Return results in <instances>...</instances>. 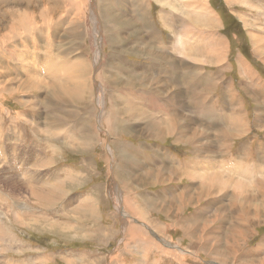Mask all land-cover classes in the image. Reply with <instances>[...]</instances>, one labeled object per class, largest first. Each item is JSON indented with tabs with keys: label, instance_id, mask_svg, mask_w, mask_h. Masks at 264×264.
<instances>
[{
	"label": "rangeland",
	"instance_id": "1",
	"mask_svg": "<svg viewBox=\"0 0 264 264\" xmlns=\"http://www.w3.org/2000/svg\"><path fill=\"white\" fill-rule=\"evenodd\" d=\"M72 1L0 0V264H264V176L249 174L246 160L212 161L264 142L256 119L264 110V0ZM195 29L219 42L217 62L202 63L214 57L208 40L189 39ZM147 52L158 68L142 62ZM69 80L74 87L84 80L86 99L65 93ZM185 86L193 99L203 93L189 110ZM119 95L139 111L128 131L119 128L131 122ZM231 117L233 129L209 130ZM154 119L184 145L152 137ZM169 146L206 160L182 170L196 177L168 168L174 161L161 157ZM151 169L160 176L144 179ZM17 171L26 187L12 189L20 180L9 173ZM17 208L31 214L18 220Z\"/></svg>",
	"mask_w": 264,
	"mask_h": 264
},
{
	"label": "crops",
	"instance_id": "2",
	"mask_svg": "<svg viewBox=\"0 0 264 264\" xmlns=\"http://www.w3.org/2000/svg\"><path fill=\"white\" fill-rule=\"evenodd\" d=\"M142 62L143 63H146V64H151L152 66H153V68H158V66H157V64L159 65V59H158V57H157V55L155 54V53H150V52H147V53H143L142 54ZM182 80V79H181ZM184 86V85H183ZM185 89V90H184ZM183 90V91H182ZM181 91V94H183L184 96H187V97H189L190 98V100L189 101H187L188 102V104H185L184 106H185V109H188L189 110V103L191 104V107H192V105L194 106V104L195 103H197L198 101H194V99H193V97H192V95L193 94H189V90L188 91H186V86H185V88L183 87V89H182ZM184 91H186V92H184ZM180 91H178V93H179ZM196 92H199V91H196ZM155 93V92H154ZM226 98H227V96H226ZM133 99V98H132ZM157 99H159L160 101H162V102H164V100L161 98V97H157ZM193 100V101H192ZM192 102V103H191ZM135 103H139V101H136L135 100ZM239 102H237L233 107H235V106H237L238 107V104ZM262 104V103H261ZM227 105H229V104H227ZM239 105H241V104H239ZM187 107V108H186ZM138 108H139V105H138ZM184 108L182 107V108H180V110H183ZM190 110H192V109H190ZM185 113V112H184ZM260 113H261V116H258V118H257V116H256V119H260V123L258 124L259 125V127H261V126H263L264 125V110L261 112L260 111ZM232 114H233V109H232ZM198 116H200V115H198ZM204 116H208V115H204ZM160 118V117H159ZM187 118H189V116H188V114H187V117L185 118V120L187 121ZM163 119V118H162ZM167 119H170L169 117H167ZM212 118L210 117V119L209 120H211ZM171 124H173L174 122H175V118H173V117H171ZM152 121V120H151ZM154 121H155V125H157V126H159V123H161V130H162V134L159 136L160 137V139L161 138H165V139H169L168 137H172L171 136V134H170V132L167 130V128H169V124L168 123H166V122H163V121H160V120H156V119H154ZM262 121V122H261ZM188 122V121H187ZM232 123H233V119H232V121H231V124L230 125H228V126H226V125H222V126H224V127H222V126H220L219 128H218V130L217 131H215V130H212L210 127H209V130L213 133V132H215V134H217L216 132H219L220 133V131H225L226 129H228L229 127L230 128H234L233 126H232ZM234 123H235V118H234ZM197 125H199V124H195V126H197ZM208 127V126H207ZM260 130H262V131H264V128H259ZM212 136H213V134H212ZM173 139H175V141H178V143L179 144H182V145H184V143H182L181 141H180V139L178 138V136H175V137H172ZM232 139V138H231ZM235 139V138H234ZM233 140V139H232ZM187 144V143H186ZM191 145V144H190ZM208 146V145H207ZM250 146H252L253 147V149H251L250 150V147L248 146V144L247 143H244L243 145H241L240 146V148L238 149V151L236 152V153H233V152H230V153H227L226 151H222L223 152V154H220L219 156H216V157H214L213 155H212V161H215L216 160V158H220L221 160H229V161H232L233 163L235 162V161H247V167L245 168L246 169V171L247 172H249V174H252V175H261V176H264V166H261V165H264V142H263V140H261V141H257L256 142V140L254 139V140H252V144L250 145ZM193 147V146H192ZM169 148H170V146H169ZM197 150H199L200 152H203V150H204V147L203 146H201V145H196V147H195ZM218 149L219 150H223V147H222V144L220 143L219 144V147H218ZM129 152H131V153H137V151L135 150V148H132L131 147V149H130V147H129ZM215 152V151H214ZM255 154V156H252V154ZM138 154H141V157H140V159H144V160H147V159H155V156L153 155V154H148V153H145V155H144V153H138ZM210 154H211V152H210ZM245 154H247V156L246 157H244V159H242L243 157H241L242 155H245ZM143 155V156H142ZM207 156H208V153H207ZM138 158H139V156H137ZM146 157V158H145ZM194 157H196V156H194V152H191V151H189V152H181V151H175V148H170V149H168V152H167V156H165V157H161V158H170V160H173L174 161V164L173 165H171V164H169L168 165V168H173L174 170H178L179 172H180V174L181 175H183V177L182 178H186L187 180H190L189 178H188V176H192V174H193V176L194 177H196L197 176V173H193V172H188V171H182V170H186L187 168H189V167H197V164H196V162L195 161H197V163H199V164H201V165H203L204 164V161H206V160H194ZM189 158H193V159H189ZM240 158V159H239ZM176 159L178 160V163H177V166H178V168L176 167ZM198 161H200V162H198ZM212 161H211V163H212ZM155 162V161H154ZM155 169H159L158 167H154ZM161 169H164V168H161ZM170 171V170H169ZM163 173V172H162ZM9 174H11V173H9ZM164 174V173H163ZM175 175H177V173L175 174ZM17 178H19L20 180H21V178H20V176L18 175V174H16L15 175ZM152 176L155 178H157V177H159L160 176V174L158 173V172H153V174H152ZM22 181V180H21ZM246 181L247 182H250L249 181V179H246ZM200 182H203L202 180H200ZM245 185V184H244ZM255 186H257L256 184H255ZM170 187H172V189L174 190V192L172 193V194H174L175 193V188H174V186L173 185H170ZM170 187L168 186L167 187V191H164L165 193L166 192H170ZM233 190H231V191H229V193H233L232 192ZM195 193V192H194ZM170 194H168V195H165V196H163V197H168ZM131 201L135 204V200L134 199H131ZM226 204L227 205H229V204H231V202H229V201H227L226 202ZM222 207V206H221ZM235 207V206H234ZM201 209V208H200ZM204 211H207L206 210V208L204 207V208H202ZM198 210V212H200L201 214H203L204 213V211L203 210ZM197 212V213H198ZM227 217V221H232V218H231V216L230 215H227L226 216ZM233 223H238V222H234V220H233V222L231 223V224H233ZM222 229H223V231L225 232V230H226V228H225V230H224V227H222ZM185 230V229H184ZM229 230V229H228Z\"/></svg>",
	"mask_w": 264,
	"mask_h": 264
},
{
	"label": "bare ground",
	"instance_id": "3",
	"mask_svg": "<svg viewBox=\"0 0 264 264\" xmlns=\"http://www.w3.org/2000/svg\"><path fill=\"white\" fill-rule=\"evenodd\" d=\"M68 1H70V2H73L72 0H68ZM76 1V0H75ZM143 4V3H142ZM139 5V4H138ZM171 6H172V4H171ZM176 8V7H175ZM204 8H205V6H204ZM75 9V8H74ZM206 9V8H205ZM67 10V9H66ZM143 12V11H142ZM24 14H26L24 11L23 12H19L16 16H15V18H14V21L12 22V24H13V27L15 28V26L17 27L18 26V24H20L18 21H20L21 20V17L24 15ZM166 15V14H165ZM26 18H28V17H26ZM73 20V19H72ZM78 21V20H77ZM23 22H24V20H23ZM26 22V21H25ZM31 22V21H30ZM70 24V23H69ZM23 25V24H22ZM12 26H10V30L11 31H13V33L15 32V30L16 29H14ZM31 27V26H30ZM29 27V28H30ZM74 27V26H73ZM20 30H25L23 27H21V28H19ZM28 30V29H27ZM192 29H190V31H191ZM17 31V30H16ZM185 32H186V34L188 33V30H184ZM19 32V31H18ZM192 32V31H191ZM154 33V32H153ZM18 34V33H17ZM185 34V35H186ZM188 34H190V32L188 33ZM187 34V35H188ZM193 34V33H192ZM192 34H190L189 35V39H191L193 36H197L198 37V39H201L202 40V38L204 39V41L205 40H208V41H206V43H205V45L206 46H208V48H210L211 49V56L212 57H214V59L213 60H210V59H205L204 60V62H202L203 64H206L205 62H208V61H212V62H217L219 59H220V57L221 56H223V51H221L220 49H219V47H218V44H219V42L215 39V38H212V40H210V39H208L207 37V39L204 37V33H202V32H199V31H197L196 29H195V31H194V35H192ZM182 35V34H181ZM179 36V35H178ZM184 36V35H183ZM190 36H192L191 38H190ZM16 37V36H15ZM180 37V36H179ZM209 37V36H208ZM187 38V37H186ZM195 39V38H194ZM194 39H192V40H194ZM196 40V41H198L199 42V40ZM180 39H178L177 40V42L179 41ZM210 40V41H209ZM181 41V40H180ZM187 41H189V40H187ZM187 41H186V43H187ZM191 41V40H190ZM195 41V40H194ZM185 43V40H183V43L181 42V49L182 50H184L185 51V49H186V44ZM200 44V43H199ZM199 44H197L198 46L196 47V44H195V49H197L198 47H200V46H202V45H200L199 46ZM201 44H203L202 42H201ZM188 45V44H187ZM175 47H176V45H175ZM179 47V43H178V48H180ZM183 47H185V48H183ZM194 47V46H193ZM203 47V46H202ZM189 48H191V47H188V50H189ZM207 48V49H208ZM176 49V48H175ZM193 49V48H192ZM191 49V50H192ZM194 49V50H195ZM207 49H204L205 51L207 50ZM190 50V51H191ZM194 50H192V51H194ZM199 50V49H198ZM196 51V50H195ZM205 51H203V52H205ZM189 52V51H188ZM198 52V51H197ZM201 52V51H200ZM200 52H199V54H200ZM209 52V51H208ZM207 52V53H208ZM191 53V52H190ZM193 53V52H192ZM196 53V52H195ZM190 56V55H189ZM192 56V55H191ZM204 56V55H203ZM207 57H208V54H207ZM193 58L194 59H192V58H190V59H192V60H194V62H191V64H194L195 66L198 64L199 66H200V64L201 63H198L199 61L196 59V57H195V55L193 54ZM201 59H203V58H200L199 60H201ZM201 62V61H200ZM71 65V70L72 71H75V69H78V66H77V63L76 62H73L72 64H70ZM199 66H197L196 68L197 69H199L200 70V68H199ZM65 67H67V66H65ZM186 67H188V63H187V66ZM185 67V68H186ZM246 70V69H245ZM59 72V71H58ZM164 72V71H163ZM174 73V72H173ZM252 72L250 71L249 72V70H246V72H245V74H250V77H252V74H251ZM71 74V73H70ZM78 74V73H77ZM179 74V73H178ZM202 72H201V70H200V74L198 73L197 75H201L202 76ZM85 75V74H84ZM72 76V75H71ZM86 76V75H85ZM181 76V75H180ZM179 76V77H180ZM184 76V75H183ZM187 76H184V78L185 79H182L183 80V82H185V84L187 83L188 85L190 84V82H191V84L193 83V79H190V82L188 81V79L186 78ZM255 77V76H254ZM86 78H87V76H86ZM68 79V78H67ZM66 79V80H67ZM75 79V78H74ZM86 80V79H85ZM65 82V81H64ZM67 82V81H66ZM189 82V83H188ZM39 83V82H38ZM84 83V80H82V81H80V85H78V87H74L73 85H74V83H72V80H69L67 83H65V84H63V88L66 90V92L65 93H67V94H70V96L72 97V98H74V95H77L78 96V99H79V97L80 96H82L83 98H85L86 99V92H85V95H81L80 94V92H83V90L82 89H84L85 87H83L82 86V84ZM209 83V82H208ZM184 84V85H185ZM54 85V84H53ZM58 87L60 86V85H57ZM77 86V85H76ZM61 87V86H60ZM59 87V88H60ZM260 88H263V86H261ZM62 90V89H61ZM64 90V91H65ZM76 90V92H74ZM185 90V89H184ZM259 91L261 92V95H264V93L262 92V90L261 89H259ZM61 93V92H60ZM197 94H199V92H196ZM205 93V92H204ZM208 93L209 94H211V91L209 90L208 91ZM191 94V93H190ZM203 93H201V94H199V95H197L196 97H195V99H194V101L196 102V101H200V96L202 95ZM100 95V94H99ZM120 97H122L123 98V114H125L122 118H128L129 120H131V122H127V123H125V124H120L119 125V128H123V129H125V130H129V129H131L132 127H134V121L133 120H135V118H137L138 117V115H139V111H137V112H135L133 109H132V111L130 112L129 111V107L128 106H130L131 108H132V106H131V104L130 103H128V101H129V98H124L122 95H119ZM204 96V95H203ZM78 99H76V101H78ZM205 99V98H204ZM133 100H135V99H133ZM206 100V99H205ZM193 101V100H192ZM197 102V103H198ZM192 103V102H191ZM200 103V102H199ZM213 103H215V102H213ZM201 105H202V103H201ZM211 105V104H210ZM216 105V104H215ZM51 106V105H50ZM127 106V107H126ZM180 106V108H182L181 107V105H179ZM217 106V105H216ZM187 108V107H186ZM202 108H205L204 110H206L207 109V107H206V105H202ZM209 108H211V107H209ZM233 109V108H232ZM240 109V108H239ZM236 110H238V109H236ZM239 111H241V109L240 110H238V112ZM234 112H235V110H233V115H234ZM99 114V113H98ZM210 114V113H209ZM220 114V113H219ZM179 115H181V116H183V113H179ZM201 115H204V114H201ZM218 117H219V115H218ZM220 117H221V115H220ZM211 118L212 119H214L215 118V116H211ZM226 118H229V113H223V120H225ZM231 119H232V117H231ZM216 120V119H215ZM134 122V123H133ZM148 122V125H147V129H149V133L152 135V137H159L161 134H162V130H161V123H159V126H157V125H155L154 123H155V121H151V120H148L147 121ZM224 122H226V121H224ZM262 122V121H261ZM171 123V122H170ZM233 123H234V121H233ZM232 123V124H233ZM53 124V123H52ZM230 124H231V122H230ZM229 124V125H230ZM198 128L197 129H200V131L201 132H203V131H205L206 129H204V128H202V127H200V126H197ZM169 128H167V130H168ZM148 133V134H149ZM156 134H157V136H156ZM126 148V147H125ZM127 150H128V148H126ZM110 150V149H109ZM111 151V150H110ZM154 156H155V154H153ZM122 156L123 157H126L127 159H126V167H129V163H133V162H128V156H130L129 155V153H128V151H124L123 153H122ZM143 156V155H142ZM146 158V157H145ZM124 161V160H123ZM122 161V162H123ZM44 162V161H43ZM232 162V161H231ZM136 164V163H135ZM122 166V165H121ZM134 166V165H133ZM131 167V166H130ZM153 169H151V170H145L144 171V173H143V178L144 179H149L151 176H152V174H153ZM224 171V170H223ZM21 172V171H20ZM202 172V171H201ZM11 173V172H10ZM203 173V172H202ZM225 173V172H224ZM16 174H18L19 175V173H18V171H17V173ZM217 174H219L218 172H217ZM221 174V173H220ZM10 175H12V176H10V177H15V178H17L13 173H11ZM205 175V174H204ZM209 175V174H208ZM227 175V174H226ZM20 176V175H19ZM18 180H20L19 178H18ZM262 180H264L263 178H262ZM262 180H260V182L262 181ZM16 182V181H15ZM25 182V181H24ZM23 181H21L20 180V185H16L14 182H10V188H17V187H26V185H25V183H24ZM29 184V183H28ZM12 186V187H11ZM259 187H260V185H259ZM264 192V191H263ZM60 196V195H59ZM38 203H40V202H38ZM37 203V204H38ZM18 208H20V207H18ZM18 208H17V212H18V214H15L16 215V217L18 218V220H19V218L20 217H22V218H28V217H26V216H28L29 214H31V213H28V212H23V211H20V210H18ZM1 210V209H0ZM30 210V209H29ZM203 210V209H202ZM204 211V210H203ZM206 212V211H205ZM4 213V212H3ZM23 215V216H20V215ZM24 214L26 215V216H24ZM191 218V217H190ZM231 218H233V220H234V216L232 217L231 216ZM21 219V218H20ZM25 219H23V220H20V222H24V221H26ZM15 220H17V219H15ZM202 221V220H201ZM187 222V221H186ZM234 224V223H233ZM204 225V224H203ZM201 227V226H200ZM3 228V227H2ZM2 228H1V230H2ZM135 228V227H134ZM205 228V227H204ZM5 229H7V228H5ZM187 229V228H186ZM185 229V230H186ZM4 230V229H3ZM188 230V229H187ZM204 232V231H203ZM143 236L141 235L140 236V238H142ZM148 237V236H147ZM147 237H145V235H144V238H147ZM147 239H149V237L147 238ZM141 241V240H140ZM146 241V240H145ZM150 242V241H149ZM148 241H147V246H148V244H150L151 245V242L149 243ZM145 243V242H144ZM149 245V246H150ZM142 246V245H141ZM145 248H147V247H145ZM144 248V249H145ZM146 250V249H145ZM144 250V251H145ZM172 251V250H171ZM146 252H148V251H146ZM176 253V252H175ZM174 253V254H175ZM148 254V253H147ZM174 254L172 255V253H171V255L172 256H174ZM176 255V254H175ZM181 256V255H180ZM182 259V258H181ZM16 263V262H15Z\"/></svg>",
	"mask_w": 264,
	"mask_h": 264
}]
</instances>
